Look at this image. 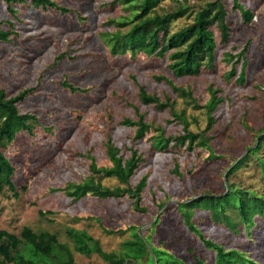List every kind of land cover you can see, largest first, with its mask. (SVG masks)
I'll list each match as a JSON object with an SVG mask.
<instances>
[{
	"label": "rangeland",
	"instance_id": "obj_1",
	"mask_svg": "<svg viewBox=\"0 0 264 264\" xmlns=\"http://www.w3.org/2000/svg\"><path fill=\"white\" fill-rule=\"evenodd\" d=\"M52 1L67 13L35 9L26 1L13 5L10 14L0 0V28L12 35L9 42L0 43V91L11 99L25 92L16 102L17 109L37 120L30 135L18 133L3 151L15 170V193L5 191L0 196V230L15 236L25 227L34 233L56 234L59 243L68 246L74 264L107 263L96 254H76L67 237L69 230L87 233L107 254H120L123 243L132 241L136 233L184 264H196L195 258L214 264V254L188 232L176 207L204 194L224 196L228 184L264 197V174L259 167V159L264 163V141L239 170L229 173L263 136L264 0L240 1L252 15L248 24L233 10V0H223L230 39L219 45L218 54L244 52L243 85L226 79L230 68L220 63L218 55L215 70L183 79L170 75L165 59L128 53L112 57L104 36L118 30L109 27L108 21L127 16L128 11L115 0ZM218 1L168 0L156 11L162 14L188 7L194 13ZM192 18L175 23L170 32L186 27ZM217 39L218 44L219 34ZM158 77L190 90L200 107L177 98ZM63 84L80 91L71 93ZM140 88L161 101L169 99L174 104L172 113L182 114L188 130L200 134L208 121L204 107L209 92L218 93L223 101L207 134L209 150L172 148L154 153L150 145L156 129L161 128L165 137L177 138L183 135L182 127L171 111L142 105ZM139 116L151 127L141 142L134 140L133 129L121 124ZM108 142L125 158L129 149L141 156L143 163L130 181L135 186L145 178L138 210L128 195L99 200L89 194L77 202L66 196V188L91 175L88 156L95 159L97 168L111 167L105 153ZM210 152L214 157H209ZM100 182L110 190L122 187L112 179ZM228 213L237 225L236 233L223 224L215 225L201 210L193 213L192 221L206 240L225 249L236 248L255 263L264 264V218L255 219L253 229L246 232L238 226L236 213Z\"/></svg>",
	"mask_w": 264,
	"mask_h": 264
},
{
	"label": "trees",
	"instance_id": "obj_2",
	"mask_svg": "<svg viewBox=\"0 0 264 264\" xmlns=\"http://www.w3.org/2000/svg\"><path fill=\"white\" fill-rule=\"evenodd\" d=\"M29 1L35 9L46 10L47 8L67 13L52 0H2L7 11L14 12L12 6L18 3ZM119 6L128 11L127 16L118 17L116 20H109L108 26L117 29L116 33L104 36L109 53L112 57L121 54H130L131 57L143 55L147 58L156 57L165 59L168 63L170 75L175 79L197 77L204 70H215L214 67L218 56L221 57L220 63L229 66L230 70L226 74V79L233 80L235 84L243 85L245 82L246 61L244 52L238 55L232 52L218 54L219 45H225L230 39L229 26L227 24L226 2L219 0L200 8L196 12L190 11L188 7H180L169 13L158 14L156 9L160 4L168 0H115ZM241 0H233V10H236L243 20V23L251 22L252 15L244 10ZM192 12V13H191ZM192 18V22L186 27L171 33L170 28L175 23ZM1 27V26H0ZM129 27L122 32V28ZM217 34L220 40L217 44ZM12 35L4 32L0 28V43L9 42ZM218 55V56H217ZM241 63V69L237 65ZM163 80L172 94L185 101H191L197 107L196 100L192 97L190 90L186 91L176 88L166 78L158 77ZM63 87L71 93L80 90L63 84ZM25 92H21L13 99L7 98L3 91H0V196L5 192L15 193L12 178L15 170L4 157L3 151L14 143L16 135L20 132L31 134L33 124L37 123L35 117L21 114L16 106V102L23 99ZM210 99L204 107L207 112V125L205 130L200 133H192L188 130V123L182 114L172 113L174 104L169 99L161 101L156 95H148L144 88L139 89L138 99L144 106H153L160 110H169L175 122L182 127V134L177 138L165 137L161 128L156 129V134L151 137V150L154 153L167 152L172 148L184 149L189 152L192 149L200 148L209 150L210 138L207 134L214 125L213 114L222 104V99L218 93L209 92ZM121 124L134 130V140L141 142L150 132V125L144 122L143 117L139 116L136 121L124 119ZM35 126V125H34ZM258 145L241 161H239L229 171L233 174L245 163L248 156L255 155L261 148L264 141V130ZM130 155L125 158L120 149H117L112 142L105 145L106 158L111 167L97 168L95 159L88 156L90 160L89 169L91 175L78 184L66 188V196L77 202L91 194L99 200H118L123 195H128L134 201L133 206L138 210L140 196L146 186L145 178L141 179L135 186L131 185V180L142 165L141 156L137 151L129 149ZM209 157H214L209 153ZM259 167L264 174V163L259 159ZM112 179L118 182L119 186L115 189L104 188L100 180ZM228 189L224 196L215 197L204 194L198 196L186 204L177 205L183 225L188 232L194 234L203 243L205 250L214 254V264H257L252 259L235 250L236 248L225 249L217 243L206 240L200 230L192 221L193 213L197 210L208 213L210 220L215 224H223L230 232L236 233V224L231 220V213H236L238 226L248 232L253 229L256 220L264 218V197H257L244 190H237L232 184H228ZM112 235L111 233H107ZM67 237L74 246L76 254L90 256L96 254L107 264H184L181 260L174 258L165 250L154 248L149 239L144 241L138 234H134L132 241L123 243L124 248L120 254L104 253L101 246L95 239L85 232L73 230L67 231ZM196 264H205L203 260L195 258ZM0 264H74L73 257L68 250V246L59 243L56 234L34 233L29 229L23 228L18 235L8 234L0 230Z\"/></svg>",
	"mask_w": 264,
	"mask_h": 264
},
{
	"label": "water",
	"instance_id": "obj_3",
	"mask_svg": "<svg viewBox=\"0 0 264 264\" xmlns=\"http://www.w3.org/2000/svg\"><path fill=\"white\" fill-rule=\"evenodd\" d=\"M228 189V186L226 185V190Z\"/></svg>",
	"mask_w": 264,
	"mask_h": 264
}]
</instances>
